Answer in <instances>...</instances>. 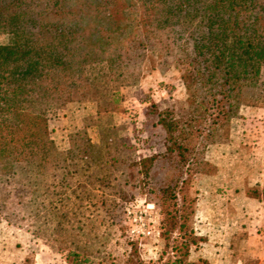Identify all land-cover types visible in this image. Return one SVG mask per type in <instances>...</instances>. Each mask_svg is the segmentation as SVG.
Masks as SVG:
<instances>
[{
    "label": "rangeland",
    "instance_id": "obj_1",
    "mask_svg": "<svg viewBox=\"0 0 264 264\" xmlns=\"http://www.w3.org/2000/svg\"><path fill=\"white\" fill-rule=\"evenodd\" d=\"M139 39L126 76L88 65L93 96L50 111V161L0 170V264H264V69L257 97L184 133L181 158L159 112L186 122L198 104L177 57ZM83 132L88 152L69 157Z\"/></svg>",
    "mask_w": 264,
    "mask_h": 264
},
{
    "label": "trees",
    "instance_id": "obj_2",
    "mask_svg": "<svg viewBox=\"0 0 264 264\" xmlns=\"http://www.w3.org/2000/svg\"><path fill=\"white\" fill-rule=\"evenodd\" d=\"M128 19L143 27L139 38L177 57L189 100L198 104L186 122L159 112L170 149H179L181 158L189 150L184 133L202 132L212 106L229 116L242 101L258 96L264 0H0V34L8 36L0 43V170L55 156L48 115L93 96L88 65L105 61L113 79L126 76L117 68L131 63L141 41L125 39ZM79 137L69 157L88 152L86 133ZM190 247L187 239L180 249L188 255Z\"/></svg>",
    "mask_w": 264,
    "mask_h": 264
},
{
    "label": "crops",
    "instance_id": "obj_3",
    "mask_svg": "<svg viewBox=\"0 0 264 264\" xmlns=\"http://www.w3.org/2000/svg\"><path fill=\"white\" fill-rule=\"evenodd\" d=\"M261 246V249H259V258H261L262 260H264V243L262 242L261 245H259V247Z\"/></svg>",
    "mask_w": 264,
    "mask_h": 264
}]
</instances>
